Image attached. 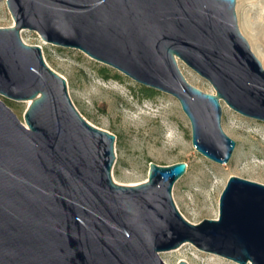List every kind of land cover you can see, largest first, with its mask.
I'll use <instances>...</instances> for the list:
<instances>
[{
	"label": "water",
	"instance_id": "1",
	"mask_svg": "<svg viewBox=\"0 0 264 264\" xmlns=\"http://www.w3.org/2000/svg\"><path fill=\"white\" fill-rule=\"evenodd\" d=\"M0 27V264H167L186 241L240 264H264V183L232 175L219 218L189 221L173 188L186 161L150 162L148 179L114 180L116 134L89 122L67 79L23 28L79 48L175 96L206 157L230 161L225 101L264 121V65L240 28L237 0H5ZM184 61L215 92L188 81ZM29 100L23 122L2 98ZM179 264H188L181 260Z\"/></svg>",
	"mask_w": 264,
	"mask_h": 264
},
{
	"label": "rangeland",
	"instance_id": "2",
	"mask_svg": "<svg viewBox=\"0 0 264 264\" xmlns=\"http://www.w3.org/2000/svg\"><path fill=\"white\" fill-rule=\"evenodd\" d=\"M236 9L241 30L264 65V0H237ZM14 23L5 0H0V27ZM25 29L23 40L42 45L47 63L67 79L70 96L83 116L116 134L112 169L116 182L137 184L147 180L151 161L163 165L186 161L187 171L176 181L173 197L181 213L193 223L219 218L221 193L232 175L264 183V121L245 116L222 100L223 127L237 145L229 162L218 163L193 145L190 119L175 96L158 91L152 98H143L135 93L144 85L120 70L79 48L54 44L37 31ZM179 66L189 82L215 92L209 80L180 59ZM102 67L121 78H105L99 72ZM7 99L25 122L31 101ZM182 245L161 253L167 259L163 260L167 264H179L183 258L188 264H240L190 241ZM211 255L222 259L210 261Z\"/></svg>",
	"mask_w": 264,
	"mask_h": 264
},
{
	"label": "trees",
	"instance_id": "3",
	"mask_svg": "<svg viewBox=\"0 0 264 264\" xmlns=\"http://www.w3.org/2000/svg\"><path fill=\"white\" fill-rule=\"evenodd\" d=\"M99 72L105 77V78H110V77H115V78H121V76L118 73H113L111 72V70L107 67H102L99 69ZM139 93H135L143 98H152L154 97L158 91L146 86H141L139 91ZM7 103L9 102V100L5 97H2Z\"/></svg>",
	"mask_w": 264,
	"mask_h": 264
},
{
	"label": "bare ground",
	"instance_id": "4",
	"mask_svg": "<svg viewBox=\"0 0 264 264\" xmlns=\"http://www.w3.org/2000/svg\"><path fill=\"white\" fill-rule=\"evenodd\" d=\"M25 30H26V29L24 28V29L21 31L22 36H24L23 33L25 32ZM247 36H248V35H247ZM40 46H42V45H40ZM255 49H256V48H255ZM256 54H257V53H256ZM224 106H225V105H224ZM224 108H225V107H224ZM185 244H187V243H185ZM185 244H184V245H185ZM184 245H182L181 247H179V248H177V249H175V250H180ZM164 252H167V250H166V251H162L161 253L163 254ZM209 253H210V252H209ZM162 258H164V257L162 256ZM164 259L167 261L166 258H164ZM208 259H209L210 261H212V260L215 261L216 259H220V260H221V259H222V256L214 255V257H212V255H211V256L208 257ZM183 260H186V259L183 258ZM232 262L234 263L235 261L232 260ZM235 264H236V262H235Z\"/></svg>",
	"mask_w": 264,
	"mask_h": 264
}]
</instances>
